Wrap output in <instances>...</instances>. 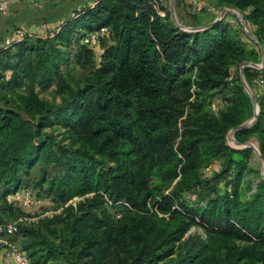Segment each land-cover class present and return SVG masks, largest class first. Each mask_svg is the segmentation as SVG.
<instances>
[{"label":"trees","instance_id":"trees-1","mask_svg":"<svg viewBox=\"0 0 264 264\" xmlns=\"http://www.w3.org/2000/svg\"><path fill=\"white\" fill-rule=\"evenodd\" d=\"M218 1L249 9L264 50V0ZM101 27L108 35L100 44L114 38L102 63L88 75L74 74L64 46L76 35L79 45L93 48L81 38ZM10 45H23L26 57L8 62L9 78L0 72V187L7 199L41 162L58 168L49 182L56 198L83 197L44 229L18 224L33 264H264V181L245 196L241 183L253 150L227 144L229 131L245 124L237 140L255 137L264 158V68H245L247 81L257 77L261 87L257 115L241 78L231 77L238 59L260 58L261 48H249L241 28L219 19L191 32L171 21L161 0H100L75 10L53 36ZM9 52H1L8 61ZM20 79L29 95L16 92ZM39 80L59 88L60 103L38 97ZM219 95L230 105L212 112ZM56 123L77 134L79 144L42 136ZM217 158L225 159L224 170L202 178ZM224 179L229 190L221 193L216 184ZM109 202L124 208L122 216L111 213ZM194 225L206 236L185 237Z\"/></svg>","mask_w":264,"mask_h":264},{"label":"rangeland","instance_id":"rangeland-1","mask_svg":"<svg viewBox=\"0 0 264 264\" xmlns=\"http://www.w3.org/2000/svg\"><path fill=\"white\" fill-rule=\"evenodd\" d=\"M8 5L11 2H17L16 0H7ZM24 1V0H23ZM100 0H95L93 4L86 5L94 7L98 4ZM203 3L207 4V6H211L213 8L212 11H205L202 13H196L194 10L193 2L194 0H176L175 3L172 5L170 0H161V2L166 4L167 11L169 13V18L171 21L181 30L186 31H200L205 28L210 27L213 22L218 21L219 18L224 19L225 22L230 23L232 26L236 28H241L242 36L249 48H261L260 58L256 61L248 58L238 59L231 67V77L234 76L240 77L241 81L245 85L247 91L252 96H255L256 92L261 90V87L257 83V77H252L251 83L247 81L245 68L251 67L254 70H260L264 68V50L262 49V45L260 44L257 36L255 35V27L247 20L248 10L242 11L232 6H227L221 4L218 0H200ZM178 2V3H177ZM56 3V0H29L28 6L31 8L37 7L45 8L52 6ZM172 5V6H171ZM82 6L80 8L86 7ZM20 9V8H17ZM181 9V13L179 12ZM78 10V9H76ZM6 11L0 12L1 14H5ZM20 11H14V15ZM74 12V11H73ZM72 12V13H73ZM223 12V13H222ZM222 13V17H220ZM9 14V13H8ZM3 15L2 20L4 21ZM62 26V25H61ZM58 27L55 29V33L59 31L61 28ZM30 30V29H29ZM27 31L26 29L15 26V34L19 31L24 32L25 36L22 40L26 38H35L37 36L45 38L46 36H50L49 31L47 30L46 33H43L39 29L36 31ZM54 30V29H52ZM62 39V35L59 34L55 37V40L59 43ZM114 42V38L111 36L108 39H105L101 42V44L97 47H87L79 45L77 41L76 35H73L70 42L68 43L69 46H64V49L69 52L71 58V69L73 70L74 74L78 75H88L97 67L100 66L103 59V54L106 49L112 45ZM21 48L23 45L20 46ZM17 45L12 48L10 44L5 40V43L0 45V72L3 74L7 71L6 74L11 76L13 74V70H8V62L9 64L16 65L17 62L21 60L24 61L25 56H20L22 49ZM9 55L12 57L10 61H8V53L3 54L1 52L9 51ZM259 49V48H258ZM16 56V57H15ZM20 56V58H19ZM3 82H8L5 79ZM18 86L16 88V92L22 95H29L30 86L26 84V82L22 79L18 81ZM34 92L38 95L40 99H43L50 103H60L62 100V94L60 93L59 88L56 85L45 86L40 84L37 81L34 86ZM256 99V97H255ZM212 104H216L217 108L220 110H225L229 107V101L224 98L222 95L215 97L211 104L210 108H212ZM258 104H255L256 111L259 109ZM212 112H216L211 109ZM236 128L231 129L227 136V144L233 148H246L250 147L253 150L252 157L250 159L249 169L244 175L243 181L241 183V190L245 196H251L257 189L258 185L264 181V158L259 150L258 147V140L255 137H250L245 142H240L237 140ZM51 133L57 141H62L63 144H74L78 145V142H74L77 139V134H70L68 133L67 129L62 124H54L51 127H46L42 130V136L45 134ZM74 142V143H72ZM225 168V159L224 158H217L214 163L211 165L209 173H205L203 170L200 171L201 177L204 178L205 176L210 178L213 176L214 173H219L223 171ZM58 168L54 164L43 165L41 162L37 163L27 174L22 175L21 181V188L25 186L32 187V190L35 192L37 197L41 200L38 204H33L31 206H22L17 203H10L8 201V196L6 199V195L4 191H2L3 187H0V222L11 223L13 221H18L20 230H22L26 224H41V228L44 229L42 225L47 223L54 215H62L63 209L65 206L69 204L76 205L78 201H80L83 197H76L68 202H63L62 200L56 198L54 194L51 193V189H49V182L50 180L58 175ZM45 174L47 182L42 181V176ZM227 180L224 179L221 182L216 184V187L219 192H225L229 190V186L227 185ZM19 187V188H20ZM51 190V191H50ZM197 192L202 197L205 196L204 190H197ZM191 195V191L181 193V198L183 200H188ZM109 209L112 214L116 215V218H119L123 214V207H111L110 202L108 203ZM4 233V232H3ZM0 235V246L6 247L7 250L12 246L18 247L20 249L26 250L24 248V244L27 239L22 235L20 231L14 236L11 235ZM189 234L192 235H202L206 236V232L204 229L198 225H194L191 227L189 233L185 235V237ZM27 251V250H26ZM28 253V251H27ZM29 256V253H28ZM30 262L32 263L31 257ZM35 259L33 258V261ZM46 264H53L51 259L46 262Z\"/></svg>","mask_w":264,"mask_h":264},{"label":"crops","instance_id":"crops-1","mask_svg":"<svg viewBox=\"0 0 264 264\" xmlns=\"http://www.w3.org/2000/svg\"><path fill=\"white\" fill-rule=\"evenodd\" d=\"M16 1L11 2L5 14L0 15V45L4 44L5 40L7 41L9 37H14L15 26H20L27 31L29 29L31 31L39 29L43 33H46L47 30L50 31L59 26L73 11L82 6L91 5L95 0H56L54 5L40 9L28 6L29 0ZM170 1L173 5L176 0ZM164 6L167 5L164 3ZM14 11L20 12L14 15ZM179 12H182L181 9H179ZM3 15H5L4 21L2 20ZM7 251L6 247L0 249V264H15L7 254Z\"/></svg>","mask_w":264,"mask_h":264},{"label":"built area","instance_id":"built-area-1","mask_svg":"<svg viewBox=\"0 0 264 264\" xmlns=\"http://www.w3.org/2000/svg\"><path fill=\"white\" fill-rule=\"evenodd\" d=\"M7 3H8L7 0H0V12L6 11L8 7ZM193 5L196 13H202L205 11L209 12L213 10L211 6H207V4L203 3L200 0H194ZM80 9L81 8H78V10ZM222 13L220 14L221 15L220 17H222ZM63 22L64 21H62L60 25L57 26L55 29L60 27L63 24ZM55 29L49 31L50 36L54 35L56 31ZM107 35H108V29L106 27H101L100 29L85 33L81 38V42L88 46L97 47L100 44V41L106 38ZM24 36L25 33L19 31L14 35V37H9L7 39V42L8 44H11L14 41H20L24 38ZM7 78H9V75H7ZM260 82L262 84L264 83L263 80H260ZM212 108L214 111H218L216 104H212ZM8 201L10 203H17L22 206H31L33 204H38L41 202V200L38 197H36L35 192L30 187H23L9 194ZM18 224H19L18 221H13L4 226H1L0 235L4 231L10 235L16 233L18 231ZM7 254L12 258L15 264H31L30 258L26 250L12 246L11 248L8 249Z\"/></svg>","mask_w":264,"mask_h":264},{"label":"water","instance_id":"water-1","mask_svg":"<svg viewBox=\"0 0 264 264\" xmlns=\"http://www.w3.org/2000/svg\"><path fill=\"white\" fill-rule=\"evenodd\" d=\"M220 19V18H219ZM218 19V20H219ZM252 98L254 99V101H255V104L257 103L256 102V99H255V96L254 95H252ZM258 114V110L256 111V115ZM254 120H252V122H253ZM245 127V124L244 125H241V126H239L238 128H236V130H239V129H242V128H244Z\"/></svg>","mask_w":264,"mask_h":264}]
</instances>
